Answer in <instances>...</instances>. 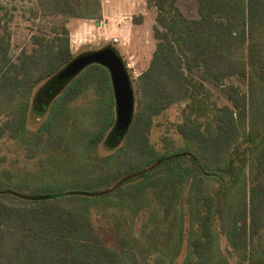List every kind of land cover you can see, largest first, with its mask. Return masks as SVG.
<instances>
[{
	"label": "trees",
	"instance_id": "1",
	"mask_svg": "<svg viewBox=\"0 0 264 264\" xmlns=\"http://www.w3.org/2000/svg\"><path fill=\"white\" fill-rule=\"evenodd\" d=\"M146 3L156 9L155 47L147 67L133 79L134 116L124 134L112 132L114 96L102 64L58 77L76 56L110 45L73 54L64 23L53 26L50 35L31 34L30 48H22L15 59L11 17L0 12V117H5L0 138L27 132L30 110L49 114L36 136L66 131L56 124V115L89 89H101L100 95L112 100L109 123L93 117L97 128L85 134L78 130L77 142H66L81 149L100 142L108 147L97 158L94 179L79 178L78 160L80 166L67 165L59 192L0 185V264H142V255L147 258L143 243H158L153 236L174 242L161 245L164 250L151 264H174L186 240L192 256L185 253L182 264H229L228 256H236V264H264V0H198L194 17L178 0ZM28 12L98 20L102 0H33ZM231 77L247 88L227 83ZM206 82L221 87L229 103L213 100ZM173 104H182L180 120L173 124L182 140L164 136V147L156 149L150 141L153 119ZM131 187L139 199L151 192L160 217L142 223L137 242L131 232L121 235L116 250L101 239L82 203L128 199L124 193ZM61 198L69 205L59 203ZM128 224L126 218L118 221L119 227ZM220 236L228 250L220 248L218 257Z\"/></svg>",
	"mask_w": 264,
	"mask_h": 264
},
{
	"label": "rangeland",
	"instance_id": "2",
	"mask_svg": "<svg viewBox=\"0 0 264 264\" xmlns=\"http://www.w3.org/2000/svg\"><path fill=\"white\" fill-rule=\"evenodd\" d=\"M178 4L186 15L197 16L198 0H178ZM32 6L33 0H0V12H5L8 17H11V52L15 59L22 48H30L31 34L45 33L48 35L49 33L50 35L53 26L65 23L70 29V47L73 54H80L84 52V49L97 48L107 43L112 44L121 54L132 81L149 64L155 47L153 25L156 9L148 6L146 0H102V16L96 20L97 25L102 26L99 29L97 26H92L93 22L90 20L65 19L60 16L33 17L28 12ZM78 28L80 31L74 34L73 32ZM106 30L107 33H105ZM110 30H114L117 34L120 39L119 43L104 39L105 36L108 38L112 36ZM92 69L95 70V68ZM230 82L240 85L243 89L247 88L236 77L229 78L227 83ZM206 87L211 92L212 99L218 104L229 103L221 87L211 82H206ZM100 94H104L101 89H89L74 99L67 110L56 115V124L64 126L66 131L56 129L49 137L46 134L41 137L36 136L37 130L47 119L48 112L36 114L30 110L26 122V130L29 132L24 131L18 137L5 134L0 138V185L18 187L22 191H29L32 187L35 189L44 187L43 191L59 192L65 188L64 185L62 186V175L66 171L69 174L67 165L72 164L76 167L82 164L83 170L79 178L94 179L100 168L97 158L108 153L110 151L108 147L102 142L94 149L84 147V145L81 149L77 145L73 147L68 144L73 145L77 142L78 130L85 134L97 128L98 123H95L93 117L102 122H110L112 100L110 96L102 97ZM181 106L182 104H173L153 119L150 141L156 149L164 147V136H170L177 142L182 140L173 127L174 122L180 120ZM106 109L107 112H105ZM4 119L5 117L1 116L0 122ZM81 157L87 164L82 163ZM78 160L80 165H77ZM93 161L95 163L92 164ZM74 173H77L76 170ZM47 177L52 178L48 183ZM56 178L57 180L54 181L53 179ZM135 190L134 187L127 189L124 194L128 199L113 196L106 200L96 199L82 203L90 211V219L101 239L116 250L119 249L118 241L121 235H127V231L128 234L131 232L134 241L137 242L136 237L140 235L142 223L147 222L149 218L160 217L157 216L160 215V210L151 192H147L139 199ZM4 199L10 203H19L11 197ZM58 201L69 205V202L62 201V198ZM122 203L125 204L123 210L120 207ZM72 205L80 207L76 202ZM130 207H133L136 212H131ZM131 215L133 218L130 217ZM125 218L129 226L119 227L118 221ZM159 227L166 229L161 223ZM192 227L194 235L197 227L196 221H193ZM143 238L144 236H141V239ZM165 238L163 243L161 236H153V239L158 242L156 246L149 245L147 242L143 243L141 240L140 243L146 244L144 248L147 251L146 259L142 251V264H151L153 256L164 250H161L162 246H173L174 239L169 236ZM224 239V236H220L221 245L216 248L218 257L228 250ZM182 249L174 264H182L185 253L189 258L192 256L188 240L185 241ZM228 257L229 264H236V256ZM163 263L168 264L167 261Z\"/></svg>",
	"mask_w": 264,
	"mask_h": 264
},
{
	"label": "water",
	"instance_id": "3",
	"mask_svg": "<svg viewBox=\"0 0 264 264\" xmlns=\"http://www.w3.org/2000/svg\"><path fill=\"white\" fill-rule=\"evenodd\" d=\"M111 46V45H110ZM106 46L76 56L58 77L76 74L86 65L97 62L105 66L109 72L115 103L113 133L124 134L129 128L135 109V91L132 78L116 47Z\"/></svg>",
	"mask_w": 264,
	"mask_h": 264
},
{
	"label": "crops",
	"instance_id": "4",
	"mask_svg": "<svg viewBox=\"0 0 264 264\" xmlns=\"http://www.w3.org/2000/svg\"><path fill=\"white\" fill-rule=\"evenodd\" d=\"M70 19H77V20H81V21H83V20H90L91 22H93L92 26H95V27L97 26L98 29H99L100 27H102L101 25H97L98 22H97L96 20H94V19H81V18H70ZM107 30H108V29H107ZM107 30L105 31V33H107ZM78 31H80V28L75 29V31H74L73 33L76 34ZM110 33H112V34H111L112 36H117V34L114 32V30H110Z\"/></svg>",
	"mask_w": 264,
	"mask_h": 264
},
{
	"label": "built area",
	"instance_id": "5",
	"mask_svg": "<svg viewBox=\"0 0 264 264\" xmlns=\"http://www.w3.org/2000/svg\"><path fill=\"white\" fill-rule=\"evenodd\" d=\"M105 40H108V41H112L113 43H119L120 42V39L118 36H110V38H108L107 36L104 37Z\"/></svg>",
	"mask_w": 264,
	"mask_h": 264
},
{
	"label": "flooded vegetation",
	"instance_id": "6",
	"mask_svg": "<svg viewBox=\"0 0 264 264\" xmlns=\"http://www.w3.org/2000/svg\"><path fill=\"white\" fill-rule=\"evenodd\" d=\"M105 45H112V44H105ZM113 46V45H112ZM92 63H94V62H92ZM97 63V62H96ZM89 64H91V63H89ZM105 67V66H104ZM106 68V67H105ZM106 70H107V68H106ZM107 72H108V70H107ZM108 75H109V72H108ZM109 81H110V76H109ZM110 85H111V81H110ZM111 88H112V85H111ZM113 92V91H112ZM114 107H115V103H114Z\"/></svg>",
	"mask_w": 264,
	"mask_h": 264
}]
</instances>
